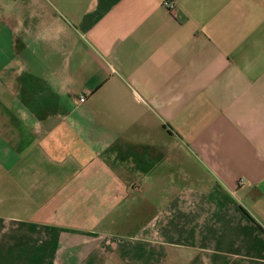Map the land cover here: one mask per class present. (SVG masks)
I'll list each match as a JSON object with an SVG mask.
<instances>
[{"label": "crops", "instance_id": "1", "mask_svg": "<svg viewBox=\"0 0 264 264\" xmlns=\"http://www.w3.org/2000/svg\"><path fill=\"white\" fill-rule=\"evenodd\" d=\"M0 264H264V0H0Z\"/></svg>", "mask_w": 264, "mask_h": 264}, {"label": "built area", "instance_id": "2", "mask_svg": "<svg viewBox=\"0 0 264 264\" xmlns=\"http://www.w3.org/2000/svg\"><path fill=\"white\" fill-rule=\"evenodd\" d=\"M166 6L168 7L169 10H174L176 7V5L173 1L166 2ZM86 99H87V96L85 94H81L79 101L82 103V102H85Z\"/></svg>", "mask_w": 264, "mask_h": 264}]
</instances>
